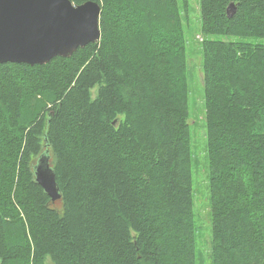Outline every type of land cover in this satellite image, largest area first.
Instances as JSON below:
<instances>
[{
  "label": "trees",
  "instance_id": "trees-1",
  "mask_svg": "<svg viewBox=\"0 0 264 264\" xmlns=\"http://www.w3.org/2000/svg\"><path fill=\"white\" fill-rule=\"evenodd\" d=\"M85 1L97 42L0 63V264H196L188 0ZM198 14L210 264H264V43L237 39L264 38V0Z\"/></svg>",
  "mask_w": 264,
  "mask_h": 264
},
{
  "label": "water",
  "instance_id": "water-1",
  "mask_svg": "<svg viewBox=\"0 0 264 264\" xmlns=\"http://www.w3.org/2000/svg\"><path fill=\"white\" fill-rule=\"evenodd\" d=\"M235 10L227 6L230 17ZM101 6L95 1L0 0V63L45 64L54 57H70L100 38ZM44 152L33 168L34 178L52 202L60 189Z\"/></svg>",
  "mask_w": 264,
  "mask_h": 264
},
{
  "label": "rangeland",
  "instance_id": "rangeland-1",
  "mask_svg": "<svg viewBox=\"0 0 264 264\" xmlns=\"http://www.w3.org/2000/svg\"><path fill=\"white\" fill-rule=\"evenodd\" d=\"M188 11L184 18V38L187 49V65L189 70V125L190 143L193 155V218L197 229L196 264H210V210L208 206L207 171L205 164V107L203 83L201 76L200 41L205 35L201 30L198 14V0H188ZM238 40L264 43L261 37H242ZM50 161V158H49ZM51 164V162H50Z\"/></svg>",
  "mask_w": 264,
  "mask_h": 264
}]
</instances>
